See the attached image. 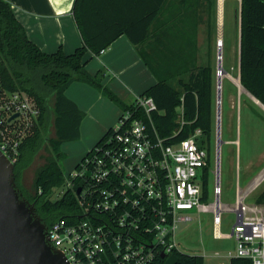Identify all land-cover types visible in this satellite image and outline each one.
Segmentation results:
<instances>
[{
    "label": "trees",
    "instance_id": "trees-1",
    "mask_svg": "<svg viewBox=\"0 0 264 264\" xmlns=\"http://www.w3.org/2000/svg\"><path fill=\"white\" fill-rule=\"evenodd\" d=\"M213 0H75L73 14L83 45L74 53L63 50L43 52L28 37L16 18L12 5L0 0V86L4 90L26 92L37 101L40 120L23 142L15 165V176L30 166L39 152L47 148L49 156L35 174L33 194L21 197L33 204L37 216L50 227L55 221L69 219L78 212L74 194L68 192L58 201L51 196L65 182L62 166L66 154L63 143L81 138L83 112L65 92L75 83H85L108 98L122 112L133 110L103 83V73L86 69L87 54L100 56L122 35H126L148 66L156 83L140 96L150 97L156 105L152 121L160 135L169 142L188 138L197 129L200 147L208 150V165L203 176V200H209L211 139L214 121L213 72L198 65V31L208 14L211 24ZM121 16H131L121 20ZM240 82L264 104V0H241L240 12ZM54 115L55 137H47ZM110 128L101 144L110 135ZM264 203V189L253 201ZM178 264H205L202 255L175 250ZM161 252L151 264H165ZM230 264H252L251 260L232 257Z\"/></svg>",
    "mask_w": 264,
    "mask_h": 264
},
{
    "label": "built area",
    "instance_id": "built-area-1",
    "mask_svg": "<svg viewBox=\"0 0 264 264\" xmlns=\"http://www.w3.org/2000/svg\"><path fill=\"white\" fill-rule=\"evenodd\" d=\"M0 90V150L15 164L41 110L26 92L1 86ZM132 105L133 110L122 112L110 135L87 152L55 189V201L72 192L78 212L46 228L47 242L70 264H151L156 253L170 256L181 251L177 230L193 221L191 211L213 212L217 235L221 213L234 211L232 257L264 264V203L246 202L264 181V173L238 196L235 207L217 205L222 195L219 184L213 189L215 203L208 204L202 198L209 154L197 140L202 130L169 142L152 121L153 99L139 95ZM14 115L18 116L11 119Z\"/></svg>",
    "mask_w": 264,
    "mask_h": 264
},
{
    "label": "rangeland",
    "instance_id": "rangeland-1",
    "mask_svg": "<svg viewBox=\"0 0 264 264\" xmlns=\"http://www.w3.org/2000/svg\"><path fill=\"white\" fill-rule=\"evenodd\" d=\"M213 1L214 7L210 12V27L208 28V14L205 12L202 16L203 22L200 24L197 40L198 65L210 67L213 72L214 121L211 139V173L209 176L208 204L215 203L213 189L219 182L222 189L220 202L226 206L235 207L239 195L238 188L242 189L240 196L243 195L252 185L249 186V184L264 173V158H261L264 155V153H261L264 147L259 145L256 136L240 135L235 110L232 112L230 118V130L229 136L227 137L228 97L229 95H235V88L232 81L237 82V79L234 78L238 77L241 0H226L223 9L222 7L220 8V5H217V0ZM220 16H222L221 25L219 24ZM220 34L223 39L221 63L224 71L222 75L224 76L222 77L221 75V139L223 142L220 148V168L218 173L216 165V109L217 78L220 72L218 68V37ZM53 119L54 115L51 114V119L47 128V137L50 139L55 137ZM101 138L88 149H86L88 145L83 146L82 144L83 141L88 140V135L82 136L80 142H68L64 144V151L68 154V156L66 154L67 157L62 163L65 174H69L75 170L77 155L83 153L85 155L96 146ZM226 138L237 141V143H227L225 141ZM45 145L46 144H44V146ZM44 146L36 154L32 164L17 173V185L25 194L34 193L33 183L36 171L40 166L45 164L46 158L49 156L47 148ZM263 189L264 181L257 189L247 196L246 202L248 204L253 203ZM55 191L56 190H54L51 196L52 201L56 199ZM190 214L193 217V221L181 224L177 230L176 238L181 251L197 255H204L205 253L210 256V258H207V264L226 263V259L224 258H212L211 256L217 252L221 255H227L229 251L235 253L234 238H228L227 236L232 232V227L237 220V214L234 211H224L221 213L222 223L220 226V233L223 236L222 238L214 237L213 212L198 213L196 210H193Z\"/></svg>",
    "mask_w": 264,
    "mask_h": 264
},
{
    "label": "crops",
    "instance_id": "crops-1",
    "mask_svg": "<svg viewBox=\"0 0 264 264\" xmlns=\"http://www.w3.org/2000/svg\"><path fill=\"white\" fill-rule=\"evenodd\" d=\"M6 1L12 5L16 18L24 26L30 40L43 52L50 54L61 49L67 54H72L77 48L83 45L82 35L73 14L75 0ZM225 4L226 0H217V5H220V8L222 7L223 9ZM130 17L121 16L120 18L121 20L123 18L124 20H128ZM139 49L140 46L133 45L126 35H122L100 56L92 57V53L89 52L87 54L88 61L86 63V69L91 74L102 72L104 75L103 83L108 85L125 103L132 104L137 96L145 93V91L156 83V78L141 58ZM239 60L240 31L238 77L234 78L238 79V83L232 81L235 88V95H229L228 97L227 137L229 136L230 130V118L232 112L235 110L240 135H254L257 137L259 145L264 147V104L241 84ZM65 94L86 114L81 125V137L88 135V140L82 143L83 146L88 145L86 149L92 147L104 136L122 114V110L116 104L108 98L103 97L96 89L85 83L75 82L71 84ZM78 141L80 142V140ZM225 141L227 143H237V141L229 138H226ZM64 144L66 143L62 144L61 149L67 154L63 148ZM261 153H264V148ZM85 155L84 153L77 155L75 167ZM261 158L263 159L264 155ZM253 182L254 180L249 186ZM241 192L242 189L238 188L239 195ZM213 231L215 238L223 237L220 229L218 232L219 235L215 233V227ZM227 237L231 238L230 234ZM234 246L236 248V241L234 242ZM233 254L234 252L231 251L227 255H221L217 252L211 257L224 258L226 259V263L220 264H230ZM202 256L205 259V264H207V258H210V256L205 253Z\"/></svg>",
    "mask_w": 264,
    "mask_h": 264
},
{
    "label": "water",
    "instance_id": "water-1",
    "mask_svg": "<svg viewBox=\"0 0 264 264\" xmlns=\"http://www.w3.org/2000/svg\"><path fill=\"white\" fill-rule=\"evenodd\" d=\"M218 56L220 72L217 78L216 165L219 173L220 148L223 142L220 75L224 71L221 63V45H218ZM17 116L14 115L11 119ZM216 203L220 204V198H217ZM45 230L46 226L37 216L34 205L23 199L16 187L15 165L0 150V264H70L61 251L54 249L47 242ZM161 257L166 259L165 264L179 262L176 254L167 256L161 253Z\"/></svg>",
    "mask_w": 264,
    "mask_h": 264
},
{
    "label": "bare ground",
    "instance_id": "bare-ground-1",
    "mask_svg": "<svg viewBox=\"0 0 264 264\" xmlns=\"http://www.w3.org/2000/svg\"><path fill=\"white\" fill-rule=\"evenodd\" d=\"M221 11V10H220ZM221 14V13H220ZM219 24L221 25L222 24V16H220V20H219ZM222 28V27H221ZM218 45H221V47H222V44H223V39H222V36H221V34L219 35V37H218ZM224 75H222V77H223ZM222 77H221V75H220V78L222 79ZM237 83H238V79H237ZM264 175V174H263Z\"/></svg>",
    "mask_w": 264,
    "mask_h": 264
}]
</instances>
